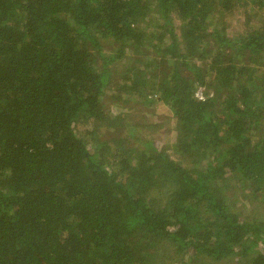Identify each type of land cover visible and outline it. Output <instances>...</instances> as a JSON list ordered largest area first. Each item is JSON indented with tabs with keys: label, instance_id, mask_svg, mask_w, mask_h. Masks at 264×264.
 <instances>
[{
	"label": "trees",
	"instance_id": "obj_1",
	"mask_svg": "<svg viewBox=\"0 0 264 264\" xmlns=\"http://www.w3.org/2000/svg\"><path fill=\"white\" fill-rule=\"evenodd\" d=\"M261 203L264 0H0V264H264Z\"/></svg>",
	"mask_w": 264,
	"mask_h": 264
},
{
	"label": "rangeland",
	"instance_id": "obj_2",
	"mask_svg": "<svg viewBox=\"0 0 264 264\" xmlns=\"http://www.w3.org/2000/svg\"><path fill=\"white\" fill-rule=\"evenodd\" d=\"M240 11H242L240 9ZM243 15L240 12H237L234 15H228L225 17V20L229 21V27L228 30L233 31H241L242 26L241 22L243 21ZM232 34V33H231ZM109 48V47H107ZM108 51V50H107ZM108 53V52H107ZM127 61L132 62V58H127L119 62L117 68L120 69ZM107 93L110 94V91L108 90ZM202 93V89H198L196 91V96L200 97ZM109 94H107L104 98V102L106 106L111 105V100L109 97ZM113 112H122L124 114L123 122L125 125H122L120 129L117 130L118 134L120 136H128L127 133L129 131V127H132V132L135 136L139 137H147V138H154L156 139L159 145H167V151L170 154V149L168 148V144L172 142L174 139V131H173V118L170 116V112L167 110V108L161 104H154L151 107H142L139 106H133V107H123L120 108L119 106L112 107ZM76 127L79 128V123H76ZM129 137V136H128ZM134 141H132L133 143ZM131 143V144H132ZM171 158L177 159L172 153L170 154ZM178 160V159H177ZM228 189L224 190V192L228 193L230 196H234L235 202L237 200V197L239 198V203L236 202L235 206H243L240 208V210L243 213L248 214L249 210H251L254 207V204H251L247 201H245L241 195H240V185L236 184V186L233 183L228 182ZM258 202V201H257ZM251 204V205H250ZM261 206H264V203H261ZM262 212L264 213V209H262Z\"/></svg>",
	"mask_w": 264,
	"mask_h": 264
}]
</instances>
